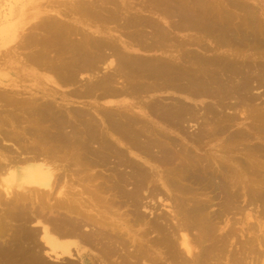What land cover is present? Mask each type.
Segmentation results:
<instances>
[{"label":"bare ground","instance_id":"obj_1","mask_svg":"<svg viewBox=\"0 0 264 264\" xmlns=\"http://www.w3.org/2000/svg\"><path fill=\"white\" fill-rule=\"evenodd\" d=\"M67 1L65 5L68 3ZM81 1L82 0L69 1L71 8H69V6L68 9L72 11V14L73 12L84 13L88 14L89 18L93 16L96 17V14L98 15L96 9L97 5L90 2L92 6L87 5L85 8H82L85 0L82 1L83 3ZM89 1L86 0L85 4L89 3ZM126 1L127 0H125V2ZM151 1L152 0H150V2ZM156 1L158 2V0H154L155 9H157V7L159 9V6L161 7V5H164L166 8L165 12L170 14L172 18H177L178 21H176V23L178 24H172L173 21H171V24L168 23L173 30L177 29L181 32H195L197 36L194 38L195 35L188 34L189 36H193V38L187 36L188 38L184 39V35V38H182L184 40L176 36L182 40L180 41L177 39L179 41H176L173 35L174 32L170 33V31L166 30V27L163 28L164 26H161L163 24L160 23L159 26V23L151 22L149 19L130 17V26L131 28L133 27L134 30H131L132 32L127 35H129L128 38L134 43V46L149 51L160 49L166 51V49L170 47L173 53L169 59L150 61L138 58L130 59L132 56L130 58L127 57L129 54H123V49L120 50V48L119 50L123 53L117 50L116 55L118 60L113 62L111 59L112 62L110 65L112 67H110V69H114L112 74L106 72L101 79L89 73L97 74L99 70L103 69V67L100 69V66L106 62L108 57L107 52L104 53V51H113V44L111 45L109 42H106L103 40L105 38L101 36H99V38L88 39L85 34L84 36L78 35V33L83 34L81 29V31L78 29L75 30L76 26L74 27L72 23L70 25L72 27L69 29V24H64L61 21H57L58 19L54 20V18L53 20L51 18L46 20L48 23H45V21L42 24L40 23L39 25L43 28L36 25L42 30L45 28L47 31L46 40L43 39V37H41L43 40L36 39L37 43L38 41L41 43H38L41 46L43 42V48L45 49H40L38 53H33L31 51L32 54L29 52L31 55L29 53L26 55L25 53L24 55L26 57L29 56L26 60L33 63V65L43 68V71L50 70L51 73L58 74L64 79L65 84L68 83L67 85H69L70 82L75 83L78 73H87V75L90 76L87 77L90 78L91 81L87 83L89 84L87 86L88 88L86 87L87 89L85 88L83 92H80V95L86 96L88 94L87 96H94L93 94L98 92L96 99H101V101L105 99V103L107 104L104 106L102 105L103 107L101 106L97 115L92 114L91 111L86 110L84 107V109H78V107L77 109L74 108L71 110L72 108H68L67 110L64 108L66 105L63 106L64 102L61 104L59 100V103H54L53 101H57V97H55L56 92L51 89L48 90L45 83L41 84L42 87H37V94L33 93L29 97H21L22 92L27 93L28 91H22L21 85L11 82L10 80H4L0 77V188L2 187L5 193V195H2L0 192V258H10L15 255L13 256L15 261H13L14 258L12 260H8L7 258L8 262H14H11L12 264H202L203 261H207L208 264L210 260H213L212 257H215L214 259L217 262L220 261L217 259L223 254L222 251L225 248L212 247L210 249L206 247L208 243H213L210 239L214 240L215 238V241L219 243L222 241L220 245L224 244L223 247L227 246H225L224 240H220V235H216L217 237L215 236V238H210L216 224L223 221L221 218L217 220L219 223H216V221L212 219V213L215 211H212V213L210 211L207 212L209 208L214 206L213 203L211 206V203H207L206 201L200 202V200L196 202L193 198V200L188 198L189 201L196 202L195 205L194 203L191 205V202H184L185 199L181 197V199H179V197L171 198L167 196L163 189H165L168 195L171 194V191L188 193V189L186 191V189L180 185L182 182L187 181L197 185L203 184L204 191L207 190L209 194L210 191L208 190H211V188L214 190L218 189L217 191L222 190V193L224 192L225 194V192H228V187H230L228 184H233L231 185L232 187L235 186L233 180L236 177L233 176L234 178L231 179L227 173L229 171H226L223 166L221 167L222 164H220L218 168L220 170L218 172L215 169L219 165L214 168L212 161V164L210 161L206 162L207 158L204 160L205 162H202L204 159L203 157H201L203 158L202 160H200L201 158L197 159L196 156L198 157V155L195 154L194 156L189 151L188 147H183L180 145L181 143L179 144L180 141L178 140L181 139L180 137L175 140L176 138L173 137L174 135L172 137H170V135L168 136L166 133L162 132L157 125L163 122L165 126L169 127L168 130H174L173 134L177 132L179 135H186V138L191 139L190 142H192L193 145H198L202 144L204 139L206 141V138H208V142L217 138L219 135L217 127L220 126L214 127L212 123L216 115L222 113L224 109L233 110L232 113H230L231 115L228 116L227 114V118L233 122L238 119L240 114L242 116V113H240L241 107L243 110V106L246 107V110L250 108L252 112L256 110H252L254 107L251 108L252 103L248 102V99L249 101L250 99L253 101V99L257 97L254 96L255 94H251L254 88L264 86V70L261 68L258 69L256 64L253 65V70L252 68L249 69L245 63H243V66H240L239 60L237 59V50L246 48V46H254L256 48L261 45L264 47V21H260L259 18H262V16L258 17L255 9H252L251 5L245 0L244 4L239 0H228L230 1L231 7L233 6L234 8L244 5V14H241L243 23L241 19L238 20L239 17L237 15L233 17L229 14L230 12H226L220 5H215L217 4L216 1L214 3L215 6L209 4V0H163L161 1V3L163 2L162 4H156ZM107 3L109 2L107 1ZM151 3L150 5H153ZM126 4L128 6V1ZM144 5L146 6V3ZM65 7L67 8V6ZM99 7L97 8L101 9V7ZM66 8L65 10L67 11L68 9ZM102 8H106V12H110L107 10L110 9V7L102 6ZM143 8L145 9L146 7ZM114 9L112 10L111 8V11L113 12ZM71 11L68 10L67 12ZM112 12H110L112 16H116L120 11L118 10V13L114 14ZM262 12L264 11L262 10ZM100 13V18H102L103 15ZM110 13L107 14H109V18H112ZM130 14L129 12V15ZM120 15H122V13ZM97 17L99 19V16ZM117 17L119 16L117 15ZM122 17V20L127 18L124 16ZM105 19L108 20V15ZM115 19V17L112 18V20ZM119 19H116L118 23ZM262 19L264 20V18ZM103 20L104 19H102L101 22L99 20V22L102 23ZM107 20H104V23H106ZM109 21L107 22L108 24H110ZM110 22L113 24L112 21ZM127 22H129V20ZM122 23L124 22L122 21ZM124 24L123 26H126L129 23L126 25ZM240 24L243 25L240 26ZM119 26H121L120 29H122V25L119 24ZM32 27H34V25H32ZM38 27L35 28L37 29ZM127 27L125 28L130 30V28ZM146 27L150 28L147 33L144 32V28ZM11 28H13L14 32L9 33L6 42L14 45L8 46L3 53L0 52V59L8 57L7 60L3 58L6 60V64H9V61L12 59H14L13 62L17 64L18 59H20L16 58L17 52L20 50L18 48H31V43H33L31 45H34V43L37 45V43L34 42V36L27 42V38L25 39V37L26 35L27 37L31 36L29 32V34H22L20 38L15 23L10 24V29ZM73 29L75 31H80L75 34L76 36L78 35L77 38L80 39L79 36L87 38V40L85 38L86 41L84 45L90 47L80 46L79 44H82V42L80 40H74L76 36L74 35L75 31ZM0 32L4 33L2 31ZM22 32H26V30ZM85 33H87V31ZM71 34L74 35L73 38ZM199 35L205 37V39L208 38V42L212 44L211 47L204 48L205 42H203V44L199 42ZM0 36L1 38L4 37L3 35ZM36 37L37 36H35V38ZM100 37L102 39H100ZM18 39L19 42H17ZM68 40H71V42L75 41V44L79 41L80 43L74 45V43L69 41L73 44L74 52L71 53L72 55L70 54L71 57L69 58H71V60L66 62V57L63 60L65 64H61V61H59V66L53 67L54 65L50 64L52 61L49 60H54L55 62L54 58H58V56L64 57L66 52L64 45L68 44L66 48L72 46L71 44L69 45ZM91 41H93L92 45H94V42L96 43L94 47L90 45ZM77 45L85 48L81 51L78 49ZM191 45H198L200 49L203 47V50L210 51L209 53L212 52V56L205 57L198 54L199 52H195L196 50H189L188 48H191ZM51 46L55 47V50H57L56 46H58V51L61 48L64 49L65 51H61L62 53L64 52V54L59 51L60 55L57 52L58 55L55 57L53 52L52 56L50 53L51 50L49 49H52ZM110 46L111 49L109 48V51L107 47ZM70 49L68 48V50ZM221 49H226V53L224 52V54L215 56L213 52ZM249 49H245V52L249 51ZM258 50L257 52H259ZM255 51L256 50H253V52ZM115 53L116 51H114V54ZM20 56L25 60L23 55ZM50 56L54 58L49 59ZM110 56L111 55H109V57ZM112 56H114L113 53ZM26 60L25 62L18 63L22 70H25L24 67L28 65L26 64ZM184 62L187 64H184ZM8 68H10V66ZM106 68L107 67H105V69ZM246 69H248V71H246ZM80 75L81 74H79V76ZM118 76L120 77L119 79H117ZM33 77H35V75H33ZM125 77L126 79H124ZM60 79H58L59 82L63 81ZM121 79L123 80L119 83ZM166 92L180 94L187 102H185V100L183 102L176 101L173 97H171L172 100L170 101H164L165 98L168 99L170 96H165L164 98L159 95ZM248 94L249 97L247 99L245 96ZM161 97L163 100H161ZM243 97L246 98V101ZM206 98L215 99L218 104H213V106L202 103L203 99L205 100ZM230 100H234L235 102L232 104ZM192 102L201 103V108H197L199 106L196 105L199 104L195 106L191 105L190 103ZM249 103H251V105ZM253 103L255 104L254 101ZM245 104H249V106L247 105L249 108H247ZM219 105H221L223 109L220 107L221 110H216ZM246 112L244 111L243 115H247L248 113L245 114ZM260 114L261 113H257L256 117L259 118L262 115ZM253 116H250L251 120ZM262 117L263 122L261 123H264V114ZM152 118L159 120V123L154 122ZM240 119H238L239 122H242V119ZM222 122H224V120ZM196 123L198 125V132L196 134V129L195 131L192 130L191 135L189 133L191 129L187 126L189 129L188 131V129H186V124H193L196 126ZM221 124L223 125V123ZM222 125L221 127H227V125ZM234 125L236 126V124ZM254 126L256 128L260 127V131L259 128L258 130L254 128V130L256 129L259 131L258 134L264 129L261 126L257 127L255 123ZM246 127L248 126L246 125ZM251 132H249V134L253 133ZM238 133L241 134L240 132ZM230 135H233V133H230ZM230 135H227V137ZM245 135H248V133ZM245 135L244 137H242V135V139H240L244 141V139H246ZM214 136H216V138ZM248 136V138L251 137L250 135ZM255 136L257 139V135ZM261 137L258 139H261ZM255 138L251 137L250 139L252 140ZM233 139L236 140L235 138ZM261 140H263V138ZM7 141L13 142L12 147L8 145L10 143ZM176 141H178V143ZM2 142L5 144H2ZM208 142L206 144H208ZM238 143L240 142L236 144ZM261 144H263V142ZM250 146L251 145H249V147ZM252 146H254V144ZM238 147L240 148V145ZM238 147L236 149H238ZM258 147L260 146L255 147L257 150L253 148L259 154L258 150L261 152L264 147L261 146L262 149H258ZM200 148H203V144ZM240 149L244 150L245 148ZM246 149H249L248 152L251 153L252 148L250 149L247 147ZM198 151H200L199 148ZM126 152L132 154L133 157H128ZM201 152L203 153V151ZM243 152L241 154H243ZM263 153L260 154V156H263ZM258 154H256V156H258ZM243 155H245V153ZM252 155L255 154L253 153ZM219 157L222 158V155ZM140 159L145 160V164L142 163ZM146 165H149L151 168L149 169V166L147 167ZM249 165L250 164L247 166ZM236 167H238V165ZM103 168H106V171H111V173L109 172L110 174L108 173V175H105L101 171H98L99 169L103 171ZM251 170L248 172L249 176L251 175L250 173H252ZM112 172H114V174H112ZM253 172L255 173V171ZM262 173L263 172H261V174ZM261 174L258 173L260 177H264V174ZM233 175H235L234 172ZM228 177L232 180V182L230 181L231 183H228ZM236 180L237 179H235V181ZM245 181L242 182L246 183ZM250 181L253 183L252 180ZM262 181L259 182L261 183ZM248 184H243L244 187L246 186L247 190L250 188ZM13 185L19 190L13 188ZM187 185L185 184V187H187ZM242 187L243 186H241V188ZM190 189V193L194 195L193 191L196 192L195 189L197 188L192 189L190 187ZM230 189L232 188L230 187ZM199 190L201 191V189ZM211 192L215 193L212 190ZM164 193L169 201L166 200V197L164 201L162 200L165 195ZM201 193L199 192L198 194L200 195ZM256 193H253V196L257 195ZM224 194L222 195L223 197ZM226 194L228 199H236V202H239L238 200L242 198L239 199L240 195L236 194V190H231V193ZM202 195L204 194H201V196ZM208 195L206 197H208ZM156 199H158L159 202L163 201L162 206L165 204L164 206L167 210L165 211V208L162 210L165 212L162 210V212H159V207L154 206H157L156 202L158 200L156 201ZM259 199L264 200L262 194L259 196ZM225 201L224 203L226 205L228 201ZM203 202H206L211 207H208L207 204H202ZM255 202L253 201V203ZM246 205L247 206H244L248 208V203H246ZM227 206L229 207L228 204ZM260 206L264 205L260 204ZM259 208L260 210L261 208L264 209V207ZM123 209H125L124 211L130 210L131 213L128 214L127 212L121 211ZM228 209L226 210L225 208L222 212L227 214L231 210L228 211ZM238 209L240 210L241 207ZM238 209L235 211L238 212ZM252 209L250 210L252 211ZM226 211L228 212L226 213ZM145 212L150 213L149 216L152 217L149 219V216ZM222 212L219 213L223 216V214H221ZM219 213L216 214L219 215ZM231 213L234 214L233 212ZM241 214L244 215L245 212ZM130 215H132V218L129 217ZM252 215H249L245 222L248 229L246 232L248 236L250 237L251 235L252 238L249 240L244 238L248 240H246L247 242L245 240L242 241L246 243L245 246L244 244L240 245L244 246V248L241 249L243 250V255L241 256H244L248 250L253 254L257 251H255L256 246L257 248H264V223H261L259 220L261 217L260 214L258 218L255 217L256 219ZM233 216L234 215L231 217L234 218ZM215 217V220L219 219L218 216ZM140 224L147 226V229L142 233L139 232L140 230H135L134 228V226L136 227V225L139 226ZM256 224L259 226V232L261 234L263 233L262 235L260 234L261 236L255 233ZM233 225L232 223V226H229L231 229L228 227L229 230L227 232L225 231V239L230 240L233 235L239 233L237 228L236 230L232 228ZM193 230L197 231L195 232L197 235L194 234V236L198 237L195 240L196 245L191 240L192 237L190 238V233ZM153 235L156 236L153 237ZM244 235L246 236V234ZM149 236L152 237L148 238ZM152 238H154V240H152ZM217 238H219V240ZM234 238L236 237L234 236ZM209 240L210 242H208ZM228 242L227 240L226 244H228ZM246 244L250 246V249L247 250ZM220 245L218 247H220ZM162 248L166 250V257H163V253L165 255V252L162 251ZM225 250H227V248ZM234 251L239 256L238 253L240 251ZM258 251L261 252L260 250ZM235 254L233 257L236 256ZM254 254L256 256V253ZM263 254L261 255L263 256ZM223 256L226 255H222L221 258H223ZM238 256L237 259L232 258V260L230 258L234 262H229H231V264H244L245 258H238ZM44 257H47L54 263L46 262ZM207 258L210 260L208 261ZM259 258L261 259L262 257ZM3 261L0 262L2 263ZM212 262L215 264L214 261ZM212 262L211 264H213ZM257 263L260 262L257 261ZM262 264H264V261Z\"/></svg>","mask_w":264,"mask_h":264},{"label":"rangeland","instance_id":"obj_2","mask_svg":"<svg viewBox=\"0 0 264 264\" xmlns=\"http://www.w3.org/2000/svg\"><path fill=\"white\" fill-rule=\"evenodd\" d=\"M59 1V2H58ZM67 0H0V31H2V32H4V33H1L0 32V35H3L4 37V39L3 38H1V36H0V52H4L6 49H7V47L8 46H12V45H14V44H9V43H7L6 42V38H7V36L9 35V33L10 32H14L13 31V28H11L10 29V24L11 23H15L16 24V28H17V30H18V34L20 35V38H21V36H22V34H24V33H26V34H31V36H28L27 37V35H26V37H25V39L27 40V42H29V39H32L31 37H33V39H35V41L34 42H36L37 43V40H40L41 39V37H43V39H45L46 38V33H47V31L45 30V28L43 29V30H45V31H43L41 28H43V27H41L39 24L41 23H44V21H45V23H48L46 20H49V18H51L52 20H53V18H54V20H57V21H61V22H63L64 24H69V26L71 25V23H72V25L75 27L76 26V28H75V30H82V33L83 34H80V33H78V35H83L84 36V34L85 35H87V38L89 39H93V38H99V36H101V37H103V38H105V39H103V40H105L106 42H109L111 45L113 44V48H114V50L112 51H110V49H111V46L110 47H107L108 49H109V51L110 52H108L107 50L106 51H104V53L105 52H107V56L109 57V55H111L109 58L107 57V60H106V62H104V64H101L102 66H100V69L103 67V69H101V70H99L98 72H97V74H99V75H97L96 73L94 74V73H89L90 75H94L95 77H97V78H99L100 77V79H101V77H103L105 74H106V72H108L109 74L111 73L112 74V71L114 70V69H110V67H112L110 64H111V62L113 61H116V60H118V58H117V50H119L120 48V50H122V51H120L121 53H123V54H125L126 53V55L127 54H129V55H127V57H131L132 56V58H130V59H143V60H150V61H156V60H159V59H169V57L172 55V48H170V47H168V49H166V51H163V50H151V51H149V50H145L144 48H139V47H137V46H134V43H132V41L130 40V38H128L129 37V35H127V34H129L130 32H132L133 30H134V28L132 29L131 28V26H130V20H131V18L130 17H136V18H142V19H149L151 22H154V23H159V26H160V23L161 24H163V25H161V26H164L163 28H165L166 27V30H168V31H170V33H172V32H174V36H175V39H176V41H179L180 39L179 38H184V35H185V38L184 39H186V38H193V36H189L190 34H192V35H195L194 36V38L197 36L196 34H195V32H181V31H179V30H177V29H175V30H173L172 29V27L170 26V24H171V21H173L172 22V24H175L176 23V21H178L177 20V18H172L171 17V15L170 14H168V13H166L165 12V6L163 5H161V7L159 6V4H158V6H159V9H158V7H157V9H155L156 7H155V2H154V0H152L151 2H150V0H127L128 1V6H127V4H126V2H125V0H91V1H89V0H87V1H89V3L90 2H92V3H94V5H97V7H101V9H98L97 7H96V9H97V12H98V15L96 14V17L95 16H93V17H90L89 18V15L88 14H84V13H74L73 12V14H72V11L70 10V9H68V7L69 8H71V4L69 5V1H71V0H68L67 2L68 3H66V5H65V2H66ZM82 1H84V0H82ZM81 1V2H82ZM86 1V0H85ZM85 1H84V3H83V6H82V8H85L87 5H91L92 3H87V4H85ZM106 1V2H105ZM107 1L109 2V3H107ZM132 1V2H131ZM161 1H163V0H158V2L156 1V4L157 3H161ZM208 1V0H207ZM215 1H216V3L217 4H215V5H220L226 12H230L229 14H231L233 17L234 16H238L239 18H238V20L239 19H241V21H242V15L244 14V5L242 6H238L237 8H234L233 6L231 7V4H230V1H228V0H209L208 1V3L209 4H212V5H214V3H215ZM225 1V2H224ZM228 1V2H227ZM240 2H242L243 4H244V0H239ZM246 2H248L250 5H251V7H252V9L254 8L255 9V11L257 12V16L259 17V16H262V18H264V12H262V10L264 11V0H253V1H256V2H253L252 0H245ZM144 2V3H143ZM219 2H221V3H219ZM251 2V3H250ZM51 3V4H50ZM105 3H107V4H105ZM123 3V4H122ZM146 3V6L144 5ZM150 3L151 4H153V5H150ZM163 3V2H162ZM161 3V4H162ZM256 3V4H255ZM118 4V5H117ZM227 4V5H226ZM253 4V5H252ZM99 5V6H98ZM114 5V6H113ZM115 5H116V7H115ZM123 5V6H122ZM132 5V6H131ZM141 5V6H140ZM214 5V6H215ZM258 5V6H257ZM260 5V6H259ZM53 6V7H52ZM57 6H59V7H57ZM63 7V9H62V7ZM65 6H67V8L65 7ZM92 6V5H91ZM102 6L103 7H110V9H107V10H109L110 12H112L111 11V8H112V10L114 9V11L112 12L113 14L114 13H118V10L122 13V15H120L121 13L119 12L118 14H116V16L115 15H113L112 16V14L110 13V12H106V8H102ZM152 6H154V7H152ZM230 6V7H229ZM262 6V7H261ZM52 7V8H51ZM99 7V8H100ZM143 7H146L145 9L143 8ZM257 7H259V8H257ZM50 8V9H49ZM55 8V9H54ZM65 8L66 9H68L69 11H71V12H67L66 10H65ZM231 8V9H230ZM117 9V10H116ZM122 9V10H121ZM125 9V10H124ZM155 9V10H154ZM258 11H257V10ZM128 10V11H127ZM151 10V11H150ZM62 11V12H61ZM105 11V12H104ZM124 11V12H123ZM133 11V12H132ZM158 11V12H157ZM260 11V12H259ZM101 12V13H100ZM129 12L132 14V16H131V14L129 15ZM242 12V13H241ZM69 13V14H68ZM71 13V14H70ZM99 13L100 14H102L103 16H104V18H103V16H102V18H100L101 17V15H99ZM107 13H110V16H112V18H116V19H119V23H118V21H116V19L115 20H112V18L110 17L109 18V14H107ZM124 13V14H123ZM127 13V14H126ZM154 13V14H153ZM133 14H135V15H133ZM161 14H163V15H161ZM242 14V15H241ZM65 15V16H64ZM69 15V16H68ZM77 15V16H76ZM87 15H88V17H87ZM95 15V14H94ZM107 15H108V20L107 19H105V18H107ZM117 15L119 16V17H117ZM125 15H127V16H125ZM157 15V16H156ZM167 15V16H166ZM30 16V17H29ZM33 18H32V17ZM97 16H99V19H98V17ZM122 16H124V17H127V18H124V20H122L123 19V17ZM144 16V17H143ZM44 17V18H43ZM69 17V18H68ZM129 17V18H128ZM159 17V18H158ZM43 18V19H42ZM71 18V19H70ZM73 18V19H72ZM93 18H95V19H93ZM151 18V19H150ZM154 18V19H153ZM261 17L259 18L260 19V21H264L263 19H262ZM64 19V20H63ZM97 19V20H96ZM102 19H104V20H107V22L110 20V21H112V23L113 24H111V22L109 21V23L110 24H108L107 22L106 23H104L105 21L103 20L102 21V23H100L101 22V20ZM166 19V20H165ZM69 20V21H68ZM99 20H100V22H99ZM125 23H122V21ZM129 20V22H127ZM157 20V21H156ZM170 20V21H169ZM30 21V22H29ZM67 21V22H66ZM175 21V22H174ZM29 22V23H28ZM129 23V24H127V23ZM75 23H76V25H75ZM86 23V24H85ZM166 23V24H165ZM168 23H170V24H168ZM242 23H243V21H242ZM84 24V25H83ZM119 24L120 25H122V29H120L121 28V26H119ZM123 24L124 25H126V26H123ZM176 24H178V23H176ZM25 25V26H24ZM32 25H34V27H32ZM36 25H39L41 28H39L38 26H36ZM88 25V26H87ZM241 25H243V24H240V26ZM81 26V27H80ZM128 26V27H127ZM25 27V28H24ZM35 27H38L37 29L35 28ZM72 26H70L69 27V29L71 28ZM73 27V28H74ZM118 27V28H117ZM125 27H127V28H130V30L129 29H126ZM243 27V26H242ZM125 28V29H124ZM30 29H32V30H30ZM69 29H68V31H69ZM23 30H26V32H22ZM40 30V31H39ZM74 30V29H73ZM72 30V31H73ZM74 30V31H75ZM80 30V31H81ZM84 30H85V32L87 31V33H85L84 32ZM106 30V31H105ZM122 30V31H121ZM124 30V31H123ZM132 30V31H131ZM150 30V28H148V27H146V28H144V32H148ZM80 31H75L74 32V35L77 33V32H80ZM99 31V32H98ZM29 32V33H28ZM37 32V33H36ZM21 33V34H20ZM92 35H90V34ZM121 33V34H120ZM125 33H126V35H125ZM90 36H89V35ZM102 34V35H101ZM189 34V35H188ZM72 36V38L74 37V35L73 34H71ZM78 35L74 38V40L75 41H77V40H80L81 42H82V44H79L80 43V41L79 42H76V44H79L80 46L82 45V46H87V45H84V42L87 40V38L86 37H83V36H79L80 37V39L79 38H77L78 37ZM94 35V36H93ZM35 36H37V37H39V38H35ZM119 36V37H118ZM179 37V38H177V37ZM188 36V37H187ZM71 37H70V39H71ZM83 37V38H82ZM100 37V39H102ZM109 37V38H108ZM85 38H86V40H85ZM198 38H200V39H202V40H200L199 39V42H201L202 44H203V42H205L204 44H205V46H204V48L205 47H211V43L210 42H208L209 41V39L208 38H206L205 39V37H203V36H201V35H199L198 36ZM37 39V40H36ZM43 39H41V40H43ZM82 39V40H81ZM114 39V40H113ZM122 41H121V40ZM177 39H179V40H177ZM184 39H182V40H184ZM46 40V39H45ZM109 40V41H108ZM113 40V41H112ZM120 40V41H119ZM182 40H180V41H182ZM71 42V40H68V43H69V45L71 44V43H74V45H76L75 44V41H73V42ZM17 42H19V39L17 40ZM42 42V41H41ZM46 42V41H45ZM45 42H44V44H45ZM92 42L93 41H91L90 42V45H92ZM123 42V43H122ZM128 42V43H127ZM38 43H40L39 41H38ZM37 43V45L34 43V45H31V44H33V43H31L30 44V46H31V48H27V47H19L18 49H20V50H18V52H17V56H16V58H20V59H18V61H17V64H15L14 62H13V60L14 59H12L11 61H9V64H6V60L8 59V57L6 58V57H3V58H5L6 60H4L3 58L2 59H0V66H2V67H0V77L1 78H3L4 80H10L11 82H15V83H17L18 85H21V90L22 91H28L27 93L26 92H22V95H21V97H29L31 94H37V92H38V90H37V87H42L41 86V84H46L47 85V88H48V90L49 89H51L52 91H54V92H56V96L55 97H57V101H53L54 103H63V106L64 105H66V106H64V108H66L67 110H68V108H72L71 110H73L74 108H78V109H84V108H86V110H88V111H91L92 112V114H95V115H97V112H98V110L101 108V106L103 105H107L106 103H105V99H103L102 101H101V99L100 100H98V99H96L97 98V94H98V92H95L93 95L94 96H92V95H90V96H87V98H86V96L85 95H80V92H83V90L89 85V84H87V83H90V78H88V77H90L89 75H87V73L85 74V73H78L77 75H78V77H76V80H75V83L74 82H70L71 83V85H70V83H69V85H67V84H65L64 82V79H62L58 74L56 75V74H53V73H51V71L50 70H45V71H43L44 69L43 68H41V67H39V66H37V65H33V63H31L30 61H27L26 59H27V57H29V56H25L24 54L26 53V55L30 52L31 53V51L34 53V52H36V53H38L39 52V50L40 49H42L43 48V42H42V46L41 45H39ZM121 43V44H120ZM41 44V43H40ZM86 44V43H85ZM94 45L96 44L95 42L93 43ZM118 44V45H117ZM55 45V44H54ZM54 45H52V46H54ZM68 45V44H67ZM67 45H64L65 46V48H64V46H63V48L66 50V52H65V54H67V50H68V48L70 49V50H68V54L67 55H65L64 54V52L62 53L61 51L62 50H64V49H60L59 51H60V53H62V54H64V57L63 56H61V57H59L58 56V58L56 57L58 54H59V51H58V46H56L57 48V50H55V47H52V49L51 48H49L51 51H50V53H51V55L53 56V52H54V56L57 58H54V57H51L50 56V58L49 59H55V62H54V60H49V61H52V63L50 62V64L51 65H54L53 67H57V65L59 66V64H60V62L59 61H61V64H65L64 62L66 61H70L71 60V58H69V57H71L70 56V54L71 53H74L73 52V44H71L72 46H70V47H68V48H66V46ZM94 45H92L93 47H94ZM116 45V46H115ZM210 45V46H209ZM30 46H28V47H30ZM34 47V49H33V47ZM41 46V47H40ZM80 46H78L77 45V47H78V49L79 50H81V51H83V49L85 48V47H80ZM91 46V47H92ZM193 46V47H192ZM195 46V47H194ZM36 47V48H35ZM87 47H90V46H87ZM92 47V48H93ZM127 47V48H126ZM248 47V48H247ZM261 47H262V49H261ZM112 48V49H113ZM203 47L200 49V47L198 48V45L196 46V45H191V48L189 47L188 49L189 50H191V51H193V50H196L195 52H199L198 54H200V55H202V56H205V57H209V56H212V52L211 53H209L210 51H206V50H203L204 49ZM250 48V49H249ZM254 48V49H253ZM259 50H258V49ZM27 49V50H26ZM45 48H43V50H44ZM142 49V50H141ZM243 49H244V51H243ZM245 49L247 50V49H249V51H246L245 52ZM260 49H261V51H260ZM64 50V51H65ZM126 50V51H125ZM222 50V51H221ZM221 50H217V51H214L213 53H214V55L215 56H219V55H221V54H224V52H225V50L226 49H221ZM242 52H241V51ZM253 50H256L255 52H253ZM257 50L259 51V52H257ZM114 51H116V53L114 54ZM57 52H58V54H57ZM160 52V53H159ZM23 53V54H22ZM29 53V54H30ZM112 53H113V55L114 56H112ZM164 53V54H163ZM175 53V52H174ZM196 53V54H197ZM220 53V54H219ZM226 53V52H225ZM235 53V52H234ZM248 53V54H247ZM250 53V54H249ZM18 54H19V56H18ZM32 54V53H31ZM30 54V55H31ZM56 54V55H55ZM155 54V55H154ZM168 54V55H167ZM207 54V55H206ZM236 54V53H235ZM0 55H1V53H0ZM20 55H23V58L25 57V60H26V64H28V65H26L25 67H24V69L25 70H22L21 68H20V64H18L19 62H25V60L24 59H22V57L20 56ZM60 55V54H59ZM72 55V54H71ZM143 55V56H142ZM161 55V56H160ZM141 56V57H140ZM237 59L239 60V64H240V66L242 65L243 66V63H245V65H247V67L249 68V69H251L252 68V70H253V65L254 64H256V66L258 67V69L259 68H261L262 70H264V66H263V64H264V47L263 46H261V45H259L258 47H254V46H246V48H241V49H239V50H237ZM256 56V57H255ZM63 57V58H62ZM68 58V60H67V58ZM113 57V58H112ZM168 57V58H167ZM241 57V58H240ZM60 58H62V59H60ZM66 58V59H65ZM253 58V59H252ZM65 59V61H63ZM111 59H112V61H111ZM23 60V61H22ZM57 60V61H56ZM62 61H63V63H62ZM110 61V62H109ZM5 64H4V63ZM28 62V63H27ZM29 62H30V64H29ZM54 62V63H53ZM32 64V65H31ZM184 64H187L186 62H184ZM10 66V68H8ZM34 66H37V67H34ZM105 67H107L106 69H105ZM5 68H7V69H5ZM12 68H14V69H12ZM110 69V70H109ZM246 71H248V69H246ZM245 71V72H246ZM50 72V73H49ZM103 72H104V74H103ZM244 72V73H245ZM53 74V75H52ZM79 74H81L80 76H79ZM103 74V75H102ZM33 75H35V77H33ZM76 75V76H77ZM88 76V77H87ZM38 77V78H37ZM7 78V79H6ZM62 79L63 81H60L59 82V80L58 79ZM85 78V79H84ZM120 77L118 76V78L117 79H119ZM127 78H128V76H127ZM60 79V80H61ZM83 79V80H82ZM124 79H126V77L124 78ZM259 79V78H258ZM89 80V81H88ZM96 80V79H95ZM95 80H93V81H95ZM123 79H121V80H119V83H121V81H122ZM126 81V80H125ZM127 81H128V79H127ZM10 82V83H11ZM54 82H55V84H54ZM77 82V83H76ZM261 82V81H260ZM259 82V83H260ZM62 83V84H61ZM65 85H64V84ZM258 83V84H259ZM85 86V87H84ZM257 86V85H256ZM53 87V88H52ZM88 88V87H87ZM86 88V89H87ZM264 86L263 87H257V88H254V90H253V92H251V94L252 95H254V96H257L256 98H254L253 99V101L255 102V104L257 105H255L254 103H253V101H251V99H250V101H249V99H248V97H249V94L248 95H246L245 97L248 99V102H251L252 103V106H251V108L252 107H254V108H252V110L253 109H256V110H253V112L252 111H250V108L248 107L249 106V104L251 105V103H249V104H245L246 106H247V108H249V109H245L246 107L245 106H243L244 107V110H243V108L241 107V112L240 113H242V116H241V114L238 116V119H240L241 117V121L242 122H239V120L238 119H236V120H234V122L233 121H230L229 120V118H227V114H228V116L229 115H231L230 113H232V111L231 110H229V109H224L223 110V112L222 113H218L217 115H216V118H215V120L213 121V123H212V125L215 127V126H220V127H217L218 128V131H219V135L217 136V138H216V136H214L216 139H212V140H210V142H208V138H206L207 140V142H208V144H206L207 142L205 141V139L202 141V144H203V148H200L201 147V145L202 144H198V145H196V144H194L193 145V143L192 142H190L191 141V139L189 138H186L187 136L186 135H183V134H180L179 135V133H175V134H173L174 133V130H172V129H170V130H168L169 129V127L168 126H165V124L162 122V123H160V124H158L157 126H158V128L162 131V132H164V133H166L168 136L170 135V137H172L173 135V137H175L174 139L175 140H177V139H179V137L181 138V139H179L178 141H180L179 142V144L180 145H182L183 147H188V149H189V151L195 156V154L196 155H198V157L196 156V158L198 159V158H201V157H203V158H201L200 160H202V162H205L204 160H206V158H207V160H206V162L207 161H210V163H211V161H212V165H213V167L214 168H216L218 165V167L215 169L216 171H218L219 172V170L220 169H218L219 167H220V164H222L221 165V167L223 166L224 167V169L226 170V171H229V172H227L228 173V176H230V178L232 179V178H234V177H236L235 179H237L236 181H235V179L233 180V182H234V185L235 186H231V185H233V184H228V186H230L232 189H230V187H228V192H225V194H224V192L222 193V190H219V191H217L218 189H212L211 188V190L212 191H214L215 193H212L211 192V190H208V191H210V194H209V192H207V190L206 191H204V186H203V184H200V185H197V184H194V183H190V182H182L181 184L180 183H178V184H180L181 185V187H184L185 189H186V191H187V189H188V193L187 192H182V191H177V192H175V191H171V194H169L168 195V193L165 191V189H163V191L167 194V196H170L171 198L172 197H179V199H185L184 200V202H191V201H189V199L188 198H190V199H194L196 202H198V201H200V202H202V201H206L207 203H211V206H212V203H213V207H211L210 205H208L206 202H203L202 204H207L208 205V207L210 206L211 208H209L208 209V211L207 212H211L212 213V211L215 213H212L213 214V217H212V219H214V221H216V223H219V221H217V220H220L221 218V220H223V221H220L221 223H219V224H216L215 222V224H216V227L214 228V231L212 232V236L210 237V238H215V236L217 235V236H219L220 235V237L219 238H221L220 240H224L223 242H225V246L226 247H223V245H220V243L222 242H217V241H215V239L213 240V239H210V240H212L213 241V243H208V242H210V240L207 242L208 243V245H211V246H206V247H209L210 249L212 248V247H217V248H227V250H223L222 252H223V254L222 255H226V256H223V258H221L222 257V255H220L219 257H218V259H217V257H216V259L217 260H220L219 262H217L213 257H212V261H216L215 262V264L216 263H218V264H231V262H229V261H232L233 259L232 258H234V259H237V253L234 251V250H237L239 253V256H238V258H245L244 260H245V262H244V264H254V261H255V264H262V262L264 261V254H263V252H264V248H257V246L255 247V251L256 252H254V253H256V256H255V254L253 253H250V250H248V249H250V246L249 245H247L246 246V248H247V250H248V252L244 255V256H241V255H243L242 253V251L243 250H241V249H243L244 248V246H245V243L250 239V238H252L251 237V235H250V237L248 236V233L246 232V230L248 231V229H247V225L245 224V222H246V218L250 215H252V214H254V215H252L254 218L256 217V218H258L260 215H261V217L259 218V220L261 221V223H264V209L263 208H261V210H260V208L259 207H264V206H260V204L262 205H264V200L262 199V200H260L259 199V196L262 194V196L264 197V180H263V178L264 177H260L259 175H258V173H260L261 174V172H263L261 175H263L264 174V166H262V165H264V153H263V151H264V148L262 149V147H264V129H262L261 130V132L258 134V132L260 131V127H258V126H261L262 128H264L263 126H264V123H261V122H263V120H262V116H263V112H264ZM86 91V90H85ZM255 91H256V93H255ZM78 92V93H77ZM77 93V94H76ZM85 93V92H84ZM84 93H81V94H84ZM170 93H172V94H170ZM170 93H164V94H161V95H159V96H162V97H164L165 98V96H170V97H168V99H164V101H170V100H172V98L171 97H173V98H175V100L176 101H179V102H183L184 100H185V102H187L186 101V99L183 97V96H181L180 94H175V93H173V92H170ZM61 94V95H60ZM71 94V95H70ZM79 94V95H78ZM96 94V95H95ZM173 94H174V96H173ZM39 95V94H38ZM73 95V96H72ZM79 96V97H78ZM176 96V97H175ZM161 97V100H163V98ZM245 97H243V99L245 100L246 98ZM250 97H251V95H250ZM61 98V99H60ZM180 98V99H179ZM259 98V99H258ZM119 99H122V98H119ZM182 99V100H181ZM51 100H52V98H51ZM58 100H59V102H58ZM115 100H118V99H115ZM255 100H257V101H255ZM39 101H41V100H39ZM128 101H130V100H128ZM206 101V102H205ZM232 101V102H231ZM246 101V100H245ZM230 102L233 104L235 101L234 100H230ZM202 103H204V104H209V105H217L218 103H216V100L215 99H209V98H206L205 100L203 99V102ZM1 104V103H0ZM97 104V105H96ZM191 105H193V106H195L196 104H199V105H196V106H199V107H197V108H201L200 106L202 105L201 103H195V102H192V103H190ZM256 106V108H255V106ZM261 104V105H260ZM96 105V106H95ZM213 105V106H214ZM102 106V107H103ZM80 107H82V108H80ZM84 107V108H83ZM221 105H219L218 106V108L216 109V110H221ZM260 107V108H259ZM90 110H89V109ZM116 108V107H115ZM220 108V109H219ZM258 108V109H257ZM69 109V110H70ZM223 109V108H222ZM245 111H247L245 114H247V115H243V112ZM203 112V111H202ZM201 112V113H202ZM226 112V113H225ZM256 113V114H255ZM257 113L259 114V113H261L258 117L259 118H257L256 117V115H257ZM221 115V116H220ZM249 115V116H248ZM254 115V116H253ZM244 116H245V118H244ZM247 116V117H246ZM250 116L252 117L253 116V118H252V120H251V118H250ZM211 117V116H210ZM256 117V118H255ZM261 118V119H260ZM153 120H154V122H158L159 123V120H157L156 118H152ZM256 119V120H255ZM224 120V122H222ZM238 120V121H237ZM249 120H250V123H249ZM255 120V121H254ZM262 120V121H261ZM235 121H236V123H235ZM215 122V123H214ZM245 122V123H244ZM221 123H223V125L225 126V125H227V127L225 126V127H221V125L220 124ZM238 123V124H237ZM241 123H242V125H241ZM254 123L257 125V127L259 128V131H257L258 130V128H256L255 126H254ZM228 124H229V127H228ZM234 124H236V126L234 125ZM253 125V128H252V125ZM259 124V125H258ZM212 125H210V126H212ZM222 125V126H223ZM234 125V126H233ZM246 125L248 126V127H246ZM251 125V126H250ZM189 127V129H191L190 131H189V129H188V127ZM191 126V127H190ZM197 123H196V126H194L193 124L191 125H189V124H186V129H188V131H189V133L192 135V130L193 131H195V129H196V134H197V130H198V128H197ZM231 126V127H230ZM233 126V127H232ZM250 126V127H249ZM246 127V128H245ZM226 128V129H225ZM233 128V129H232ZM241 128V129H240ZM245 128V129H244ZM251 128V129H250ZM254 128H256L255 130H254ZM221 129H223V130H221ZM229 129H231V130H229ZM240 129V130H239ZM242 129H244V130H242ZM253 129V130H252ZM235 130V131H234ZM247 130V131H246ZM170 131H173V132H170ZM221 131H222V133H221ZM227 131V132H226ZM253 133H252V132ZM262 131H263V133H262ZM170 132V133H169ZM226 132V133H225ZM238 132H240L241 134H239ZM248 133V135H250L251 137H253V138H255L256 136L255 135H257V137L259 138V137H261V139L263 138V140H261V139H250V138H248L249 136L248 135H245V134H247ZM249 132H251L252 134H249ZM256 132V133H255ZM188 133V134H189ZM223 133H225V134H223ZM230 133L232 134L233 133V135H230ZM189 134V135H190ZM178 135V136H177ZM194 135H195V133H194ZM221 135H223V136H221ZM227 135H230V136H228L227 137ZM243 135V136H242ZM244 135H245V137H246V139H244V141L243 140H241L242 139V137H244ZM242 136V137H241ZM219 137V138H218ZM224 137H225V139H224ZM227 137V138H226ZM238 137V138H237ZM1 138V137H0ZM233 138H235L236 140H234ZM241 138V139H240ZM250 139V140H248V139ZM209 139H211V138H209ZM239 139V140H238ZM185 140V141H184ZM189 140V141H188ZM246 140V141H245ZM259 140H260V142H259ZM0 141H1V139H0ZM178 141H176L177 143H178ZM254 141V142H253ZM8 143H10V144H8V145H10L11 147H12V143L13 142H11V141H7ZM184 142V143H183ZM188 142V143H187ZM237 142H240V143H238L239 145H240V148H252L251 149V153L253 152L255 155H252L250 152H248V150L246 149V151H245V149L244 150H242V149H240L238 146V144H236ZM263 142V144H261ZM4 142H2V144H3ZM191 143H192V145H191ZM250 143V144H249ZM256 143V144H255ZM5 144V143H4ZM235 144V145H234ZM242 144V145H241ZM244 144H247V145H244ZM251 145L250 147H249V145ZM254 144V146H252ZM258 144V145H257ZM223 145V146H222ZM237 145V146H236ZM2 146H4V145H2ZM190 146H192V147H190ZM195 146H197V147H195ZM200 146V147H199ZM227 146V147H226ZM241 146H244V147H241ZM246 146V147H245ZM257 146H260V147H258V149L259 148H261L263 151H261L262 153H263V156H260V154H262L261 152H260V150H258V152H259V154L256 152V150H257V148H255V147H257ZM262 146V147H261ZM195 149H194V148ZM230 147V148H229ZM231 147H232V149H231ZM238 147V149H236ZM256 149H254V148ZM1 148H3V147H1ZM14 148V147H13ZM194 150H193V149ZM198 148H199V150L200 151H198ZM234 148V149H233ZM191 149H192V151H191ZM15 150V149H14ZM242 150V151H241ZM201 151H203V153L201 152ZM217 151V152H216ZM244 151V152H243ZM194 152H197V153H194ZM243 152V154L245 153V155H243V154H241ZM247 153H249V154H247ZM126 154L128 155V157H133V155L132 154H129L128 152H126ZM203 154V155H202ZM228 156H227V155ZM232 154V155H231ZM256 154H258V156H256ZM204 155H206V156H204ZM215 155V156H214ZM222 155V158H220L219 156H221ZM248 155V156H247ZM227 156V157H226ZM236 156V157H235ZM217 157V158H216ZM259 157H262V158H259ZM224 159H225V161H224ZM114 160V159H113ZM247 160V161H246ZM140 161L142 162V163H144L145 164V160H141L140 159ZM216 161V162H215ZM230 163H229V162ZM245 161V162H244ZM254 161V162H253ZM235 163V165H234V163ZM238 162H240V163H238ZM244 164H243V163ZM249 162V163H248ZM245 163H246V165H245ZM232 164V165H231ZM248 164H250L249 166H247ZM215 165V166H214ZM238 165V167H236ZM242 165V166H241ZM147 167L149 166V165H146ZM227 166H229V167H231V166H233V167H231V168H229V167H227ZM235 167V168H234ZM149 169L151 168L150 166L148 167ZM240 168V169H239ZM104 169V168H103ZM251 169H253V170H251ZM258 169H260V170H258ZM105 170V171H104ZM103 171H102V169H99L98 171H101L102 173H104L105 175H108V173L110 172L111 173V171H106V168L104 169ZM245 170V171H244ZM250 170H251V172L252 173H250L251 175L249 176V173L248 172H250ZM127 171V170H126ZM253 171H255V173L253 172ZM261 171V172H260ZM101 172H99V173H101ZM105 172H107V173H105ZM217 172V173H218ZM233 172H234V174L235 175H233ZM246 172V173H245ZM109 173V174H110ZM257 173V174H256ZM112 174H114V172H112ZM231 174H232V177H231ZM256 174V175H255ZM234 176V177H233ZM246 176H248V177H246ZM264 176V175H263ZM246 177V178H245ZM254 177V178H253ZM240 178H241V180H240ZM261 178V179H260ZM228 179H229V177H228ZM231 179H229L228 180V183H231L232 182V180ZM247 179H248V181H247ZM246 180V181H245ZM250 180H252L253 181V183H251V181ZM254 180H255V182H254ZM263 180V181H262ZM231 181V182H230ZM242 181H245L246 183H244V182H242ZM259 181H262L261 183L259 182ZM240 182V183H239ZM249 184H248V183ZM258 182V183H257ZM242 183V184H241ZM185 184L187 185V187H185ZM246 185V184H248L249 186L248 187H250V188H248V190H247V188H246V186L244 187V185ZM253 184V185H252ZM254 184H256V185H254ZM15 185V184H14ZM12 186L13 188H16L17 190H19L16 186ZM237 185V186H236ZM239 185V186H238ZM195 186V187H194ZM202 186H203V188H202ZM241 186H243L242 188H241ZM190 187L192 188V189H194V188H197V189H195L196 190V192L195 191H193V193H194V195L192 194V193H190V191H191V189H190ZM194 187V188H193ZM263 187V188H262ZM2 189V187L0 188V192H1V194L2 195H5V193L3 192V189ZM190 189V190H189ZM199 189H201V191L199 190ZM202 189H203V191H202ZM238 189V190H237ZM245 189H246V191H247V193H246V191H245ZM256 189V190H255ZM162 190V189H161ZM197 190H199V191H197ZM231 190L232 191H235L236 190V194H238V195H240V197H239V199L240 200H238L239 202H236L237 200L236 199H233V200H230V199H228V197H227V194L226 193H231ZM239 190H241V191H239ZM244 190V191H243ZM248 191H250V192H248ZM251 191H253V192H251ZM261 191V192H260ZM200 192H203V193H201V194H204V195H202L201 196V194L199 195L198 193ZM207 192V193H206ZM222 194H221V193ZM240 192V193H239ZM257 192V193H256ZM164 193V194H165ZM191 194V196H190V194ZM242 193H243V195H242ZM249 193V194H248ZM251 193V194H250ZM256 193L257 195H255V196H253L254 194ZM261 193V194H260ZM166 194L163 196V198H162V200L164 201L165 199V197H166V200H168L167 199V196H166ZM184 194H186V195H184ZM198 194V198L196 197V195ZM209 194V195H208ZM215 194V195H214ZM219 196H218V195ZM224 194V197L222 196ZM173 195V196H172ZM174 195H176V196H174ZM208 195V197L209 198H213V199H209L208 197H206ZM247 195V196H246ZM214 196V197H213ZM215 196H216V198H215ZM253 196V197H252ZM169 197V198H170ZM181 197V198H180ZM223 197V198H222ZM238 197V196H237ZM4 198V197H3ZM196 198V199H195ZM202 198V199H201ZM247 198V199H246ZM258 198V199H257ZM192 199V200H193ZM198 199V200H197ZM208 199V200H207ZM214 199H215V201H214ZM158 199H156V201H157ZM188 200V201H187ZM225 200H227L228 202H227V204L229 205V207H231V208H229L228 206H227V204L225 205V203H224V201ZM236 200V201H235ZM248 200V201H247ZM251 200V201H250ZM255 200H256V202H255ZM156 201H154V202H156ZM163 201H160L159 202V200L156 202L157 203V206L156 205H154L155 207H159L158 209V211L159 212H162L163 210L162 209H164L165 208V211L167 210L166 209V207L164 206L165 204L164 203H166V202H164L163 204V206H162V202ZM169 201V200H168ZM222 201V202H221ZM229 201H230V203H232V204H230L229 203ZM253 201L256 203H253ZM263 201V202H262ZM196 202L194 203V202H191V205H192V203H194V205L196 204ZM226 202V201H225ZM241 202V203H240ZM262 202V203H261ZM222 203V204H221ZM240 203V204H239ZM246 203H248V208L247 207H245V206H247L246 205ZM251 203V204H250ZM219 204V205H218ZM235 204V205H234ZM254 206H253V205ZM159 205V206H158ZM223 205H225V206H223ZM232 205V206H231ZM245 205V206H244ZM252 205V206H251ZM234 206V207H233ZM236 206V207H235ZM243 206V207H242ZM250 206V207H249ZM207 207V208H208ZM233 207V208H232ZM239 207H241V209L239 210L238 208ZM221 208V209H220ZM222 208H226V210L228 209V211L230 210L231 212H233L234 214H232L230 211L228 212V211H226V213L227 214H225V213H223L222 211L224 210V209H222ZM234 208H236V209H234ZM246 208V209H245ZM253 208V209H252ZM126 209V208H125ZM125 209H123V210H121V211H123V212H127L128 214L129 213H131V211L130 210H126V211H124ZM239 210L238 212H236L235 210ZM244 209V210H243ZM250 209H252V211L250 210ZM162 210V211H161ZM242 210V211H241ZM246 210V211H245ZM260 210V211H259ZM165 211H163V212H165ZM219 212H222L221 214H223V216L222 215H220V213ZM245 212V214L243 215V214H241V213H244ZM258 212H259V214H258ZM126 213V214H127ZM148 216L150 215V213H148V212H145ZM210 213V214H211ZM219 213V215H217V214ZM229 214V215H228ZM234 215L233 217L234 218H232L231 216L232 215ZM225 215V216H224ZM258 215V216H257ZM212 216V215H211ZM215 216H218L219 217V219H216L215 220ZM130 218H132V215H130L129 216ZM150 217H152V216H149L148 218L150 219ZM226 217V218H225ZM232 218V220H231V218ZM129 218V219H130ZM255 218V219H256ZM231 221H230V220ZM238 221H236V220ZM262 219V220H261ZM234 222H236V223H234ZM232 223L234 224L233 225V229L235 228V230H236V228L238 229L237 231L239 232V233H237V234H235V235H233V237H231V239L229 240V239H225L226 237H225V235L224 234H226V232L229 230V228L231 229V227H229V226H232ZM217 225H218V228H217ZM227 226V227H226ZM235 226V227H234ZM143 227V228H142ZM229 227V228H228ZM134 228H135V230H140L139 232L140 233H142V232H144L146 229H147V226H144V224L142 225V224H140L139 226L138 225H136V227L134 226ZM255 228H256V231H255V233H256V235H259V236H261L262 234L259 232V226H258V224H256L255 225ZM258 229V230H257ZM142 230V231H141ZM240 230V231H239ZM194 231V230H193ZM193 231L190 233V238L192 237V241L194 242V244L196 245V243H195V240L198 238L197 236H194V234H195V232H197L196 230L194 231V233H193ZM226 231V232H225ZM253 231V232H254ZM246 234V236L243 234ZM263 232H264V228H263ZM258 233V234H257ZM215 234V235H214ZM224 235V237H223V235ZM261 234V235H260ZM195 235H197V234H195ZM214 235V236H213ZM237 235H239V236H237ZM154 236H156V235H153V237ZM216 236V237H217ZM234 236L238 239H236V238H234ZM248 236V237H247ZM152 236H149L148 238H151ZM219 238H217L218 240H219ZM223 238V239H222ZM244 238H247L246 240L244 239ZM194 239V240H193ZM236 239V240H235ZM152 240H154V238H152ZM227 240L229 241L228 242V244H226L227 243ZM246 241L245 243L244 242H242V241ZM237 241V242H236ZM217 242V243H216ZM1 243V242H0ZM235 243H237V244H235ZM239 243V244H238ZM214 244V245H213ZM222 244V243H221ZM241 244H244V246L242 245V246H240ZM220 245V247H218ZM222 246V247H221ZM235 246V247H234ZM242 247V248H240V247ZM199 248V247H198ZM232 248H234V249H232ZM245 248V249H246ZM257 248V249H256ZM239 249V250H238ZM258 250H260L261 252H259ZM162 251L163 252H165V255H164V253H163V257H166L167 255H166V250L165 249H163L162 248ZM236 253H234V252ZM227 253V254H226ZM229 253V254H228ZM236 255V256H234L233 257V255L234 254ZM250 253V254H249ZM259 253H261V254H263V256L261 255V254H259ZM252 254V255H251ZM232 255V256H231ZM247 255H248V257H247ZM253 255H254V257H253ZM13 256H15V255H13ZM13 256H11L10 258H8V257H5L4 259L3 258H0V261H3L1 264H9V263H11V262H13V261H15V258L13 257ZM160 256H161V254H160ZM231 256V257H230ZM241 256V257H240ZM259 257H262L261 259L259 258ZM7 258H8V260H12L13 258V261H7ZM220 258V259H219ZM226 260H225V259ZM232 260H231V259ZM248 258V259H247ZM254 258V259H253ZM259 260H258V259ZM44 259L46 260V262H50V263H54L53 261H51L50 259H48L47 257H44ZM208 259V261L210 260L209 258H207ZM206 259V260H207ZM230 259V260H229ZM223 260V261H222ZM259 261L260 263H257V261ZM211 260H210V262H208V264H211V262H212ZM7 262V263H6ZM206 262V263H205ZM232 262H234V261H232ZM14 263V262H13ZM203 263H205V264H207V261H203ZM202 263V264H203ZM213 263V262H212ZM12 264V263H11ZM55 264H57V263H55ZM79 264H82V263H79ZM214 264V263H213ZM232 264H234V263H232Z\"/></svg>","mask_w":264,"mask_h":264}]
</instances>
